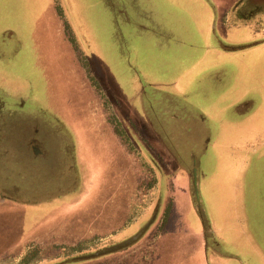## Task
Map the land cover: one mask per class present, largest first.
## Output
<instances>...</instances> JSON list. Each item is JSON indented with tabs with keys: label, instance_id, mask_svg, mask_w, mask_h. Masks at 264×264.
Instances as JSON below:
<instances>
[{
	"label": "rangeland",
	"instance_id": "rangeland-1",
	"mask_svg": "<svg viewBox=\"0 0 264 264\" xmlns=\"http://www.w3.org/2000/svg\"><path fill=\"white\" fill-rule=\"evenodd\" d=\"M176 1L171 4L166 0H2L0 13L9 24L0 26L3 29L0 38L5 31L15 34L13 39L8 36V47L0 46V195L5 202L12 206L19 203L11 199L13 187L18 189L16 196L27 198L28 187L42 192L48 183L43 159L37 160L40 166L33 170L17 150L20 151L21 143L16 141L35 128L32 122L37 119L33 116H99L91 103V91L83 86L85 72L92 86L100 87L99 96L106 100L101 85L109 86L119 100H111L119 115L116 130L140 160L139 173L145 176L138 199L154 190L155 176L159 187L151 211L140 225V229L150 226L148 234L131 250L138 248L136 254L120 250L89 257L110 249L101 240H91L66 249L32 248L23 258H4L0 264H139L141 257L162 255L164 237L172 234L176 238L166 255L168 264H203L199 231L198 237H194L189 236L188 229L194 232L197 221L203 229H208V224H213L211 217L220 208L212 200L219 184L215 189H206L210 164L216 167L220 163L222 169L216 177L227 179L239 171L245 155L240 150L235 157L227 154L226 139L222 137L204 153L208 125L196 126L192 117L181 116L187 109L176 100L171 81L183 77L188 67L203 70L209 66L203 85L198 83L194 87L205 95L209 111L220 109L227 104L219 100L226 85L247 86L233 99L240 100L250 96L248 87L254 84L253 76L264 83V49L247 50L233 57L221 56L220 62L205 50L202 52L205 55L198 54L195 42L207 23L200 22L199 17L204 5L194 0ZM205 1L212 13L213 32L214 25L218 26L221 20L217 19V12L223 11L232 0ZM48 3H54V8ZM223 59L231 65L221 67ZM212 78L217 79L216 84ZM105 100L104 109L114 121L112 106ZM260 100L264 108L263 95L258 97L257 107ZM259 115L261 121L264 110ZM199 122L204 124L203 120ZM39 131L43 149L49 148L44 145L43 132ZM237 139L238 136L232 135L231 143L235 144ZM84 152L85 174L88 169L94 178L96 162L91 157L95 152L86 146ZM106 155L109 156L108 151ZM202 157L207 162L199 170L197 161ZM49 171L55 172L54 168ZM198 173L207 176L197 185ZM208 200H212L210 205ZM226 218L225 211L216 212L220 229ZM158 231L165 236L154 243ZM229 236L232 240V235ZM210 241L211 238L208 256L213 264L216 252ZM149 250L152 255L147 253ZM223 255L227 263H235L226 251ZM178 257L181 259L176 261Z\"/></svg>",
	"mask_w": 264,
	"mask_h": 264
},
{
	"label": "crops",
	"instance_id": "crops-1",
	"mask_svg": "<svg viewBox=\"0 0 264 264\" xmlns=\"http://www.w3.org/2000/svg\"><path fill=\"white\" fill-rule=\"evenodd\" d=\"M166 1L173 4L176 0ZM194 1H200L204 5V12L200 13L199 17L200 22H207L206 29H201L199 39L195 42L198 54L210 53L217 56L220 62L221 56L233 57L247 50L264 49V0H232L223 11L221 9L219 14L217 12V19L221 20L218 26L214 23L213 32L210 29L212 13L208 10L206 1ZM48 5L54 8V3ZM0 6L2 7V0ZM54 12L56 14L55 9ZM5 24L9 22H6L0 13V26ZM2 30L1 28L0 33ZM61 30L63 32L64 27ZM8 36L13 39L15 34L5 31L0 38V46L8 47ZM204 50L205 53H202ZM230 65L227 64V59H223V64L220 63L223 68ZM208 68L209 66L200 70L197 67H188L183 77L172 79L176 100L181 101L187 109L181 116L192 117L196 126L205 127L207 123L208 136L204 140V153H208L209 147L214 145L217 138L220 140L222 137L226 139L224 151L235 157L240 150L244 152L245 160L235 176L229 175L227 179L216 177L219 169H222L220 163L216 164L220 165L216 167L210 164V179L206 182V189H215L214 186L219 184L216 188L217 195H214L212 200L220 206L216 212L225 211L227 218L222 221L223 227L220 229L215 212L211 217L212 226L208 224L209 228L203 229L197 221L196 230L191 232L188 229V234L198 237L199 231L198 240L202 246L203 264H211L208 256V248L212 249L209 245L210 238L216 252L213 264H230L227 263L223 251L228 253V257H234V264H264V116L260 117L261 121L257 118L264 108L261 100L258 107L256 105L258 97L264 96V83H260L259 78L253 76L254 84L248 87L250 96L241 97L240 100L233 99L247 86L226 85L227 88L222 89L219 94V100L227 103L226 106L209 111L210 106L205 95L194 87L195 84L197 87L198 83L203 85ZM187 74L190 76L187 77ZM214 82L216 84L217 79L214 78ZM83 86L91 91L94 97L91 103L99 116H33L32 118L37 120L32 122L35 127L31 130L32 134L28 132L16 141V144L21 143L18 152L27 158V164L31 165L33 170L40 166L37 160L43 159V166L46 168L43 170L48 183L42 192L28 187L27 198L16 196L18 189L13 187L14 192L11 191L10 195L11 199L19 202L16 206L6 203L5 198L0 195V263L4 258H23L32 248H65L91 240H101L112 248L131 241L145 230L138 240L121 249L136 254L138 248L131 250L148 234L150 226L140 229V225L147 212L151 211L152 199L159 187L158 178L154 177L157 180L154 190H149L144 198L138 199L142 178L145 179L143 173H139V168L142 167L140 160L130 151L124 137L116 130V125L111 123L104 109L105 99L99 96L101 90L92 86L86 72ZM101 88L106 96L105 101L111 106V100L119 101L112 95L109 86L101 85ZM253 112L254 116L251 115ZM236 113L240 116H236ZM112 114L117 122L119 115L114 106ZM201 120L204 122L202 125L199 124ZM39 130L45 136L44 145L50 146L49 148L43 149L40 143L42 138L38 137ZM232 135L239 137L235 144L231 143ZM85 146L95 152L94 156H90L91 160L95 159L96 162L94 178L88 169L85 174L82 162L86 154ZM206 162L203 157L201 161L198 158L199 170ZM36 163L39 165L35 167ZM49 168H54L55 172L51 174ZM203 176H207V173H198L197 185L201 184ZM90 181L93 184H90ZM212 200H208L209 205ZM229 234L232 235V240ZM164 236L158 231L154 243ZM175 238V234L164 237L166 242L160 249V254L165 255L163 259L162 255L157 258L154 255L141 257L139 264H168L169 262L165 261L166 255ZM150 249L152 250L151 247ZM151 250L147 253L152 255ZM180 259L178 257L176 261Z\"/></svg>",
	"mask_w": 264,
	"mask_h": 264
},
{
	"label": "water",
	"instance_id": "water-1",
	"mask_svg": "<svg viewBox=\"0 0 264 264\" xmlns=\"http://www.w3.org/2000/svg\"><path fill=\"white\" fill-rule=\"evenodd\" d=\"M144 232H145V230H144L142 233H140L136 238L132 239V240L129 241V242H126V243L121 244V245L116 246V247H112V248H110V249H107V250H105V251H102V252H100V253H97V254L92 255V256H89V257H93V256H94V257H95V256H101V255L110 254V253H113V252H115V251L121 250V249L127 247L128 245H130L131 243L135 242L136 240H138V238H139L140 236H142V234H143Z\"/></svg>",
	"mask_w": 264,
	"mask_h": 264
},
{
	"label": "trees",
	"instance_id": "trees-1",
	"mask_svg": "<svg viewBox=\"0 0 264 264\" xmlns=\"http://www.w3.org/2000/svg\"><path fill=\"white\" fill-rule=\"evenodd\" d=\"M98 88V90L100 91V87H97ZM110 121H111V119H110ZM112 123L113 122H115V120L114 121H111ZM115 125H116V122L114 123ZM118 131V130H117ZM118 133H119V131H118ZM66 248H68V247H65V248H63V249H66ZM25 264V263H24ZM26 264H29V263H26Z\"/></svg>",
	"mask_w": 264,
	"mask_h": 264
}]
</instances>
